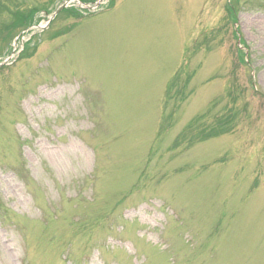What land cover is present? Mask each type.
Segmentation results:
<instances>
[{
  "label": "rangeland",
  "instance_id": "374dc122",
  "mask_svg": "<svg viewBox=\"0 0 264 264\" xmlns=\"http://www.w3.org/2000/svg\"><path fill=\"white\" fill-rule=\"evenodd\" d=\"M0 1L40 11L0 56V264H264V0L234 24L229 0H103L49 27L68 0Z\"/></svg>",
  "mask_w": 264,
  "mask_h": 264
},
{
  "label": "trees",
  "instance_id": "16d2710c",
  "mask_svg": "<svg viewBox=\"0 0 264 264\" xmlns=\"http://www.w3.org/2000/svg\"><path fill=\"white\" fill-rule=\"evenodd\" d=\"M81 1L84 3H92L95 0H81ZM115 2H116V0H109L110 6L114 5ZM0 3H1V1H0ZM4 8H5V10L3 11V9H2L0 11V14L6 13L5 15H9V20L1 21V24H0V56L5 54L2 51L3 48L6 51H8V49L10 50V48H11L10 46H11V43L13 42V40L19 34H21L23 31L27 30L32 25L38 23L40 20V18L37 19V17H36L38 12H40L38 9L16 8V10H13V12H12V11L8 10V7L5 6ZM226 11L228 13V20L234 24L236 21L237 13L239 12V0H229L226 3ZM47 12L51 13L49 10ZM63 14H65L69 17H80L81 16L79 10L76 8H73V7L62 9L59 12L58 16H62ZM52 23H53V21L50 23L51 26H52ZM46 31H49V29ZM61 32L62 31L55 32V33L52 32L50 37L51 38L58 37L59 35H61ZM237 34H238V30L233 31V35L238 40L239 37ZM240 41H241L242 48H240L239 46H236V49H235L236 56L238 58V61L247 67L248 62L245 59V51L243 50V49H246L247 45H246L245 41L243 40V38H241ZM37 46H38V43L35 41H32V39L25 42L24 48L19 55V60L31 58L35 54V52L37 50ZM31 47L35 48V51L33 52V54L29 52ZM0 71H1V69H0ZM177 81H178V76H175L171 82L170 87H172V86L174 87V85L177 83ZM179 81H180V79H179ZM186 84H187L186 80L184 81L182 86L180 84V89H178V91L176 92L177 97H178L177 101H179V100L182 101L185 99L186 93H184V90L186 89L185 88ZM168 92H169V90H168ZM181 101H179V102H181ZM177 107H178V105H177ZM175 110H176V107L173 108V110L170 113L166 112V114H168L169 118H171L173 116ZM239 112H240V109L237 111L234 109H231L228 112H225L224 114L217 115L215 117V119L209 123H206V121H203V119L201 120L200 116L194 117L189 122V124L185 128V130L182 131L180 134H178L177 138L175 139L174 146H176L179 141L184 142L183 140H187L188 144L191 145L192 143H195L197 141H204V140L210 139L212 137H216V136H218L221 133H224L226 131H230V129L232 128V122L235 121L234 118L235 119L238 118L237 115H239ZM188 134L190 135V137H188ZM125 193L126 194H124V196L122 198L118 199V201L115 203L116 204L115 206L119 207L120 205H122L123 199L125 200L126 195H129L131 193V191H128V192L125 191Z\"/></svg>",
  "mask_w": 264,
  "mask_h": 264
},
{
  "label": "water",
  "instance_id": "95a60500",
  "mask_svg": "<svg viewBox=\"0 0 264 264\" xmlns=\"http://www.w3.org/2000/svg\"><path fill=\"white\" fill-rule=\"evenodd\" d=\"M7 60H5L4 62L0 63V66L6 64Z\"/></svg>",
  "mask_w": 264,
  "mask_h": 264
}]
</instances>
